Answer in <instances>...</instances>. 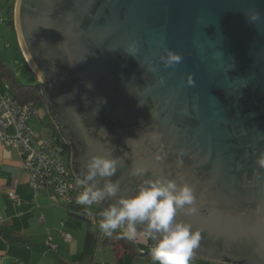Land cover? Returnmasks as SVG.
<instances>
[{
	"label": "water",
	"instance_id": "1",
	"mask_svg": "<svg viewBox=\"0 0 264 264\" xmlns=\"http://www.w3.org/2000/svg\"><path fill=\"white\" fill-rule=\"evenodd\" d=\"M14 22L78 180L95 154L118 158L121 195L183 178L192 256L264 264V0H17Z\"/></svg>",
	"mask_w": 264,
	"mask_h": 264
},
{
	"label": "crops",
	"instance_id": "2",
	"mask_svg": "<svg viewBox=\"0 0 264 264\" xmlns=\"http://www.w3.org/2000/svg\"><path fill=\"white\" fill-rule=\"evenodd\" d=\"M17 38L21 55L25 56ZM0 90L4 91L3 85ZM49 116L44 122L37 108V114L30 119L37 120L34 128L29 126L41 137L54 134ZM103 209L102 204L93 205L94 215L88 220L63 205L53 191L42 190L35 195L29 175L22 168L19 150L0 142V264H152L151 255L146 252L154 245L144 236L135 240L127 238L131 246L121 245L118 252L114 250L98 229L99 212ZM63 233L69 234L70 239ZM49 240L56 248L47 244ZM104 246H109L112 252ZM191 258L197 262L189 260V264L212 261L223 264L207 258Z\"/></svg>",
	"mask_w": 264,
	"mask_h": 264
},
{
	"label": "clouds",
	"instance_id": "3",
	"mask_svg": "<svg viewBox=\"0 0 264 264\" xmlns=\"http://www.w3.org/2000/svg\"><path fill=\"white\" fill-rule=\"evenodd\" d=\"M248 18L250 22L258 21L261 13L251 10ZM160 59L165 67H169L179 63L182 57L167 50V55H161ZM156 158L161 159L159 155ZM255 163L264 169V153L256 157ZM118 164L119 160L114 156L92 155L78 181L85 187L76 197V204L84 206L85 213L92 216L93 205L113 201L99 212L98 229L101 233L111 236L119 228L129 240L138 236L154 240L152 264H189L193 250L201 241V232L176 217L178 210H184L189 216L196 213L195 187L183 178L160 177L142 180L134 194L121 195L120 182L111 179L117 173ZM146 171L137 167L132 170V175L142 177ZM255 175L260 178L262 174L258 171ZM138 226H142V231L138 232Z\"/></svg>",
	"mask_w": 264,
	"mask_h": 264
},
{
	"label": "built area",
	"instance_id": "4",
	"mask_svg": "<svg viewBox=\"0 0 264 264\" xmlns=\"http://www.w3.org/2000/svg\"><path fill=\"white\" fill-rule=\"evenodd\" d=\"M3 86L4 91L0 90V142L7 147L19 150L22 168L29 175V183L35 195L42 190L53 191L68 209L91 220L92 216L87 215L85 211H80L84 206L75 202L85 185L78 183L79 180L73 173L70 157L72 148L59 133L55 122L50 116L55 126L52 136H39L28 124V121L37 114V107L31 101L20 102L11 93L10 83L5 82ZM67 147L69 148L68 160L64 162L62 158ZM9 195L16 199L13 192ZM63 236L67 240L70 239L67 233H63ZM47 244L56 248V244L50 240Z\"/></svg>",
	"mask_w": 264,
	"mask_h": 264
},
{
	"label": "rangeland",
	"instance_id": "5",
	"mask_svg": "<svg viewBox=\"0 0 264 264\" xmlns=\"http://www.w3.org/2000/svg\"><path fill=\"white\" fill-rule=\"evenodd\" d=\"M17 2V0H16ZM16 2L14 6V21H15V8ZM13 4V0H0V53L3 56L5 62L9 63L13 68L17 77H19L26 84H36L38 79L32 70V67L23 61L22 55L19 48L18 42V33L17 30L13 27V25L9 22V12L10 8ZM16 25V22H14ZM25 57V56H24ZM1 73V67H0ZM0 86L4 85L5 82H8L6 78L0 79ZM38 111L40 112V116L44 120V122L48 121L47 117L49 116L47 108L44 103L37 104ZM50 117V116H49ZM36 119H32L29 121V125L31 127H35ZM37 132H40V129H37ZM48 134H51V130ZM68 152L69 148L67 147L66 152L62 160L67 162L68 160ZM152 244H155V241L152 240ZM104 249H107L110 253L112 252L109 246H104ZM193 262H197L196 258L190 259ZM210 264H216L215 262H210Z\"/></svg>",
	"mask_w": 264,
	"mask_h": 264
},
{
	"label": "trees",
	"instance_id": "6",
	"mask_svg": "<svg viewBox=\"0 0 264 264\" xmlns=\"http://www.w3.org/2000/svg\"><path fill=\"white\" fill-rule=\"evenodd\" d=\"M16 0H13V4L10 8L9 12V22L14 27V6ZM22 59L26 62L24 55H22ZM27 63V62H26ZM0 67H1V75L0 79L6 78L11 86V93L22 103L24 102H33L37 107V104L43 101V89L44 84L38 81L36 84H26L19 77L16 76L11 65L4 61L2 54L0 53ZM55 130V126L53 123H50ZM80 211H85L84 208L80 209ZM107 242L113 245L115 251L118 252L120 250V246H131L130 242L124 236L123 232L119 229H116L111 236H106ZM128 249V248H127ZM151 250H148L146 253L151 255Z\"/></svg>",
	"mask_w": 264,
	"mask_h": 264
}]
</instances>
